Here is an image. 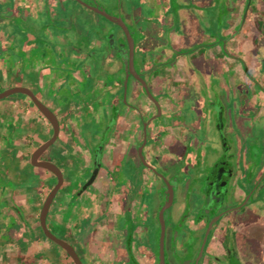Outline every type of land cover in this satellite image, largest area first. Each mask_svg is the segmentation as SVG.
<instances>
[{"label": "crops", "instance_id": "1", "mask_svg": "<svg viewBox=\"0 0 264 264\" xmlns=\"http://www.w3.org/2000/svg\"><path fill=\"white\" fill-rule=\"evenodd\" d=\"M5 1L0 0V91L31 88L59 124L57 137L39 156L55 163L63 176L46 215L48 229L74 247L82 264H151L150 213L161 197L156 186L149 187L151 173L138 155L139 125L148 126L146 160L162 158L163 150L175 156L185 148L201 154L217 149L221 127L208 110L217 104L223 111L218 101L224 105L238 87L250 83L246 71L261 82L258 88L253 84L254 122L242 124V108L233 107L239 111L238 138L247 143L248 131L256 127L259 140L254 139L264 144V56L253 52L264 31L249 18L255 7L242 25V0L131 2L130 23L124 22L135 34L134 63L158 100L157 109L147 96L136 98L135 83L124 102L121 62L93 68L102 63L92 57L102 50L98 40L85 42L82 33L84 40L71 45L74 35L58 16L52 29L34 21L45 13L39 0H14L16 17L1 21ZM20 7L32 14L26 25ZM65 45L70 49H62ZM224 122L230 130L233 124ZM52 132L27 95L0 99V264H71L39 221L56 176L32 165L31 155ZM237 194L242 196V189ZM263 197L264 192L245 207L237 224L243 253L253 264H264V222L254 216L264 214V206L256 205Z\"/></svg>", "mask_w": 264, "mask_h": 264}, {"label": "flooded vegetation", "instance_id": "2", "mask_svg": "<svg viewBox=\"0 0 264 264\" xmlns=\"http://www.w3.org/2000/svg\"><path fill=\"white\" fill-rule=\"evenodd\" d=\"M85 1L90 2L89 0ZM247 3L242 13V17L245 13V19L246 14L252 8L250 7L252 2H249V6H247ZM111 23L114 27L117 26L115 23ZM118 28L122 35L120 43L128 52L125 35L121 28ZM132 34L134 40L135 34L133 31ZM114 38L115 35L112 36L114 45L119 46L114 42ZM115 52H117L116 49ZM118 56L120 57V55ZM121 63L122 66L118 70V74L121 81H123L125 73L122 59ZM136 71L146 81L145 75L137 68ZM245 74L252 86L254 80L259 83L258 78L249 75L246 71ZM262 80L264 81V79ZM132 83L136 85L133 88L138 94L136 98L139 94L144 97L147 96L142 85L131 75L128 77L127 94L131 91L130 84ZM148 89L153 95L150 87ZM153 105L156 106L155 103ZM216 105L210 107L208 111L217 116V126L221 127L220 132L222 135H220V143L218 142L220 146L217 149L212 148L213 151H210L208 148L201 154L197 151H188L185 148L180 154L177 152L175 156L174 154L170 155L169 151L163 150L162 158L157 155L150 160L144 158L147 164H150V166H146L142 163L151 173V189L154 190L156 186V194L161 197L160 204L155 209L152 207L154 210L150 213V233L152 236L151 242L153 243L151 245L153 248L151 264H158L157 249L161 226L160 220L164 224L165 264H253L248 261L243 253V243L241 244L243 235L237 229V224L245 207L255 205L256 196L264 192V147L263 145L257 147V151L260 148L262 154H257L256 150L253 151L249 148L242 156V153H239L242 151V139L238 138L237 117L230 121V124H233L230 129L231 132L225 126L223 111L220 113V110L215 107ZM130 106L136 108V104H130ZM138 108L136 110L139 111ZM155 111L157 112L156 107ZM156 118V116L152 117L151 121ZM219 119L224 124L221 125ZM139 128L141 129L143 142L144 128L146 139L149 135L148 126L144 127V121H141ZM234 136L236 139H234ZM160 159L162 160L160 161ZM246 185H248V189ZM253 188L254 190L248 202L240 206ZM239 189H242V196L237 194ZM170 192L172 195H170ZM256 205L258 208L264 206V197ZM212 219H215V221L210 228L199 256L206 228ZM243 224L242 220V226Z\"/></svg>", "mask_w": 264, "mask_h": 264}, {"label": "rangeland", "instance_id": "3", "mask_svg": "<svg viewBox=\"0 0 264 264\" xmlns=\"http://www.w3.org/2000/svg\"><path fill=\"white\" fill-rule=\"evenodd\" d=\"M13 1L14 0L5 1L4 7L7 10V14H5V19L1 18V21L5 20V22H7L9 19H10L9 21H11L12 19L16 17V14H15L16 9L14 8ZM89 1L98 6H102L109 13L122 16V18L124 19L126 23H130L129 21L130 15L128 16L129 13L127 14V10L130 8L131 2L135 1L136 4H139V5H141L144 1L146 2V0H89ZM186 1H189V0H186ZM247 1L252 2L251 6L255 7V9L253 10L254 14L249 16V18L253 17L254 22L260 28V32H263L264 31V0H254V1L253 0H242V13H243V10L245 8ZM39 6L40 8H43V11L45 13H43L42 15H38L36 17L38 19L34 18V21H38L40 25L42 24L47 25V23H49V25L51 26L50 29H52L54 27L52 26L51 22L52 20L56 21V18L58 16L63 21L62 23L63 25L61 26L67 29V31H69L68 32L69 34L74 35L71 45L76 44L75 42H78V40H81V41L82 39L84 40V38L79 39L82 33H85L86 35L85 42H87L88 40L92 41V39H96L99 41L98 44L102 48V50H95L94 51L95 55L92 54V57H97L98 59H102V63L100 62L94 63L93 68L96 67L98 64L101 65L99 66V68L102 69V67H105L107 65H110V64L117 65L118 62L119 63L121 62V57H119L118 56L119 54L115 52V49L110 44V39L108 38V36L111 34L115 35L114 42L120 45L121 44L120 40L122 38L121 31L117 26L114 27V25L109 20H107L105 17H103L102 15L88 8H85V6L81 4L75 3L73 0H39ZM18 11L20 13L19 15H22L23 17L22 25H26V22L24 21V19L29 21V18L31 17L32 14L29 13V9L26 7H20L18 8ZM52 23L56 25L55 22H52ZM249 23H251V21ZM251 31H252V28H251ZM247 32L248 34L250 33L249 30ZM75 35H76V38H75ZM243 36L244 35H242V37ZM246 37H249V35L248 36L246 35ZM250 42L251 40L249 39L248 43ZM65 48L70 49V46L65 45L62 47V49H65ZM253 52L254 53L258 52L260 54H263L262 56H264V34L262 35V38L259 40V42H257L256 40V46L253 49ZM101 55H103V57H101ZM89 61H92V58H89ZM252 75L254 74H251V76ZM252 82L253 84L255 83V85L257 86V80H254ZM256 86L253 87L252 83H248L247 85L242 84V86L236 89L235 95H230L229 96L230 99L227 102L224 101V105L222 103H219L218 101L219 106L224 111L223 115L226 121L230 122L233 118H236L235 112H237V115L239 116L238 109L235 111L234 108L240 107L242 108V112H241L242 124H249V123L254 122L253 113L255 111L256 106H255V103L253 102V92L255 93L257 91L258 86L257 88ZM200 101H202L203 104L206 103L204 95L203 97H201ZM233 102H235L234 105H233ZM228 107L232 109H229ZM179 112H182V111L179 110ZM251 128L256 129V127H251ZM262 128L264 129V127ZM252 129L248 131V133H250L248 142L245 143L242 140V146H243V143H245V146L242 147V149H244V152L245 151L247 152L249 148H251V150L253 151L257 150L258 148L255 147L256 144H258V146H260L259 144H261V146L264 145L262 144V142L257 143V141H255L254 138L256 135H254L255 132ZM256 140H259L257 136H256ZM217 145L220 146L219 143H217ZM244 152L242 151V156ZM259 153L262 154V151H260V148H259V151H257V154ZM149 187L151 188V185H149ZM254 216L256 218H260L261 222H264V214H262L261 211L255 213ZM263 242H264V232H263V239L261 243L263 244ZM259 256H260V253H259ZM260 257L264 259L263 258L264 252L261 254Z\"/></svg>", "mask_w": 264, "mask_h": 264}, {"label": "water", "instance_id": "4", "mask_svg": "<svg viewBox=\"0 0 264 264\" xmlns=\"http://www.w3.org/2000/svg\"><path fill=\"white\" fill-rule=\"evenodd\" d=\"M76 1H78L79 3L84 5L86 8L102 15L103 17H105L110 22L115 23L118 27L121 28V30L123 31V33L125 35L126 43L128 45V52H126V50L123 48L122 44L119 46L114 45V43L112 41V36H113L112 34L108 36V38L110 39V44L112 45L113 48H115L117 50V53L120 55L122 62H123V69H124V73H125V79L122 81L124 101H126V95H127V90H128V77H129V75H131L134 79H136L142 85L146 95L153 101V103H155L157 109H159L158 102L155 99V97L150 93L146 81L136 71V68L134 65V60H133V56H134L133 34H132V31L130 30V28H128V26L126 25V23L122 19V17H120L118 15H114L112 13H109L102 6H98L96 4L87 2L85 0H76ZM247 2H248L247 6H249V1H247ZM244 19H245V13L242 17V21H244ZM16 93H21V94L27 95L30 98V100L32 101V103L35 105L37 110L41 113V115L51 124L52 129H53L51 137H49L45 142L40 144L33 151L32 155H31V164L32 165L46 169L56 176V183L51 188L49 193L46 195V197L42 203L41 209H40V213H39L40 226L42 228L44 235L48 239H50L52 242H54L56 245H58L61 249H63L67 253V255L71 258V260L73 261V264H82V261L80 260V258L78 256V254L76 253L74 247L65 239H62V238L54 235L48 229V227L46 225V215L48 212L49 205H50L55 193L58 191V189L60 188V186L63 182V176H62V173H61L59 167L55 163H53L49 160H43V159L41 160V159H39V156L52 144V142L57 137L58 128H59L58 127L59 126L58 120L56 118L55 113L47 105H45L42 101H40L38 99V97L35 95V93L32 91V89H30L29 87L21 86V85H15V86L8 87V88L0 91V99L8 97V96H10L12 94H16ZM219 122H220V124H222L221 119H219ZM145 126H146V122H144V127ZM145 143H146V130L144 128V138H143L142 144L138 148V155H139L143 164H145L146 166L147 165L150 166V164H147V162L144 160L143 153H142V148L145 145ZM258 183H259V181H258ZM257 184L255 185V187L257 186ZM254 188L248 193V195L246 196V198L244 199V201L242 202V204L240 206H243L245 203L248 202ZM170 195H172L171 192H170ZM215 219H212L206 228L205 235H204V238L202 241V245H201V248L199 251V256L201 254V251H202L203 246L205 244L206 238L209 234L210 228L212 227V224L214 223ZM160 224H161V226H160V233L158 236L157 259H158V264H165V258H164V224H163L162 220H160Z\"/></svg>", "mask_w": 264, "mask_h": 264}, {"label": "trees", "instance_id": "5", "mask_svg": "<svg viewBox=\"0 0 264 264\" xmlns=\"http://www.w3.org/2000/svg\"><path fill=\"white\" fill-rule=\"evenodd\" d=\"M63 253H64V256L65 258L71 263L73 264V261L71 260V258L67 255V253L62 249Z\"/></svg>", "mask_w": 264, "mask_h": 264}]
</instances>
